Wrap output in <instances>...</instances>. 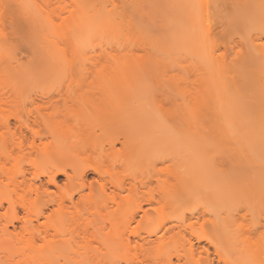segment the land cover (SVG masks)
I'll return each instance as SVG.
<instances>
[{
  "label": "rangeland",
  "instance_id": "obj_1",
  "mask_svg": "<svg viewBox=\"0 0 264 264\" xmlns=\"http://www.w3.org/2000/svg\"><path fill=\"white\" fill-rule=\"evenodd\" d=\"M248 2L250 0H0V89L6 86L0 91L14 95L34 94L42 89L57 97L60 90L65 93L66 85L71 82L99 85L122 81L124 76L135 73L129 71L134 69L131 64L148 62L145 70L141 68L143 75L137 74H141L142 80H139L147 89L149 99L142 96L143 99L139 97L135 102H141L144 109L153 110L156 105L150 99L157 92H165L171 114L169 123L172 124L167 143L169 202L162 215L153 214L151 219L126 225L123 221L103 220L98 215L84 213L80 221L68 219L60 226L58 235L53 236L58 217L47 216L56 206L50 204L44 208L45 214H39V207L45 204L44 198L21 183L23 174L29 183L45 184L54 195L75 192L78 206L85 207L87 201L78 193L81 180L71 181L60 174L57 184H53L47 176H37L36 173L48 166L46 160L13 148L5 122L9 119L13 124L14 116L22 113L26 116L29 110L36 109V104L6 98L0 104V251L4 247L3 239L9 236L13 249L23 253L24 264H132L136 257L147 255V252L167 259L174 252V245L186 246L188 240H192L196 245L208 247L214 253L211 256H215L217 248L221 255L236 258V264H264L260 205L264 178L260 130L264 102L260 93L262 67L249 53L250 40L253 44L260 42L261 33L253 29L261 28L262 14L253 12ZM234 4L240 7H232ZM168 15L172 20L160 29L158 23ZM229 15L239 23L230 27L225 41L219 39L225 35L221 18ZM204 18L211 21V42L204 39L200 51L213 53L216 40L220 52L224 53L216 52L214 56L215 70L222 67L223 78L219 80L215 70L210 71L214 94L244 88L250 100L251 122L257 124L254 128L253 124L251 131L221 132L214 118L205 122L209 126L207 129L198 128L186 114L189 95L196 91L206 92L204 84L209 80L203 82L206 78L197 65L198 59L181 49L180 38L176 36L184 27ZM8 20L12 25L18 23L19 28L9 26ZM12 29L17 34L15 37H12ZM17 32L25 33L27 42L16 44ZM241 33L248 37V42L242 39ZM165 35L171 36L168 42L163 40ZM191 35V39L195 37L188 34L187 38ZM13 43L20 49L15 46L17 51H14ZM234 45H243L239 54L233 52ZM23 84H29L30 89L10 88ZM69 103H61L54 113L58 109L56 115L88 114L92 118L94 114L103 116L114 111L112 102L105 103L103 111H91L85 104L70 106ZM102 126L105 131L110 127L100 121L97 124L99 132ZM107 133L101 138H107ZM120 150L121 144H116L114 154L118 155ZM85 155L89 157L90 152ZM143 168L144 165L139 164L137 172ZM94 177L95 174L88 173L86 183ZM147 190H139L132 208L144 199ZM67 204L71 205L69 201ZM29 206L36 207L29 210ZM137 219H141L140 216ZM6 226L11 233L5 237ZM161 226L163 231L159 230ZM45 231H48L49 240H80L88 236L92 237L91 243L87 247L78 244L76 252L50 255L40 248L45 244ZM193 232L197 233L195 239ZM201 235L209 239L199 242ZM96 237L99 240L95 241ZM143 237L152 239L150 246L146 244L149 247L144 244ZM141 244L147 249L146 253ZM3 251L0 258L8 255ZM7 258L0 259V264H10Z\"/></svg>",
  "mask_w": 264,
  "mask_h": 264
},
{
  "label": "bare ground",
  "instance_id": "obj_2",
  "mask_svg": "<svg viewBox=\"0 0 264 264\" xmlns=\"http://www.w3.org/2000/svg\"><path fill=\"white\" fill-rule=\"evenodd\" d=\"M248 4L252 6L253 12L262 14L260 0H250ZM225 18H221L223 24ZM171 20L170 15L165 16L158 23L159 28L163 29ZM8 23L10 26L9 20ZM15 23L13 25H17L18 27V23L16 25ZM190 26L184 27L176 37L180 38L181 49L187 55L198 59L197 65L203 70V75L206 78L203 82L209 81L204 84V86L206 85V92L196 91L187 98V116L190 120H194V124H192L198 128L207 129L209 126L205 122L214 118L218 121L217 127L221 132L251 131L249 129L253 124V128L257 124H252L251 122L249 111L250 100L245 94L244 88L236 87L232 91L216 92L214 94L213 83H211L212 80L210 81L211 78L209 76H211L210 71H214L216 68L215 54L208 53V51L203 53L200 51V45L203 40L206 39V36H211L210 19L195 20L193 25ZM253 30L260 32L261 36H264V31L261 28ZM17 33L20 34V32ZM15 34L13 31L12 37H15ZM188 34H194L195 37L191 39V35L189 36L190 38H187ZM170 39V35L163 37L164 42H168ZM14 40L16 42V39ZM214 43L216 48L221 49L219 45L217 46L216 40ZM16 44L20 45L18 42ZM16 44L13 47L17 46ZM14 51H17L16 47ZM249 53L252 60L262 67L261 61L264 59V48L261 47V40L254 44L250 40ZM219 56L216 57L219 58ZM147 63H139L138 65L141 67H138V71L135 68L138 65L131 64V66H134V69L130 68L129 71L130 73L132 71L135 73L132 72L133 74L131 73L132 76L130 77V74L124 76L122 81H112L99 85L88 82H71L66 85V90L63 91L65 93H62L60 90V93H57V97L53 93L52 95L46 92L49 90L42 91V89L34 94L24 92L21 94L15 93L14 95L0 91V104L6 98H12V101L18 102L19 100H29L30 103L36 104V109L33 108L34 112L32 110V112L28 111L30 116L26 110V116L28 117L22 113L21 115H17L19 117L14 116L16 120L13 124L9 119H6L5 122L8 127V133L11 136L13 148L27 155L44 157L46 160L48 166L39 173H36L37 176L45 175L48 177V181L53 184H57L56 178L60 174L65 175L71 181L74 178L81 180L78 193L80 198L86 199L87 206L85 207L78 206L79 204L75 201V192L67 195H54L49 192L45 184L38 185L34 181L29 183L25 174H23L24 178L21 180V183L27 184L29 191L44 198L45 204L39 207V214H45L44 208L49 207L50 204L56 206L47 216L57 215L58 217V226L55 229L53 228V236L58 235L60 226L68 219L70 221H80L84 213L93 216L98 215L103 220L114 219L116 221H123L126 225H131L135 221L141 223L144 219H151L153 214L162 215L164 209L167 207L169 202L167 184L170 172L167 143L170 136L169 132L171 133L172 130V124H170L171 122L169 123L171 116L168 107L169 99L165 92H162L163 94L161 92L155 93L154 97L150 99H153L154 106L156 105L153 110L144 109L140 106L141 102L140 104L139 101L138 104L135 102L138 100L137 98L142 96L149 99L147 89L141 83L142 81L140 82L142 80L140 76L141 74L143 75L142 69L144 68L145 70L147 68ZM219 67H217L218 69L214 73L216 78L218 77L217 74L219 75L218 79L220 80L223 68ZM137 72L141 74H137ZM229 76L231 78L234 77L232 75ZM29 86V84H23L10 86V88L30 89ZM4 88L6 86L0 90ZM225 89H227L226 86ZM107 102H112L114 111L108 112L103 116H96L94 114L91 118L88 114H77L74 116L64 113L63 115H56L59 113L57 111L61 103H69L70 106L85 104L91 111H103V106ZM56 108L58 109L54 113ZM190 120L189 122L191 123ZM100 121L108 123L110 127L105 131L104 126H102L101 132H99L97 124ZM212 127L215 128V126ZM110 128L111 131L107 133ZM104 133L108 134L107 138H101ZM116 144H121V150L118 155L114 154L113 151ZM88 151L90 152L89 157L85 155ZM161 153L162 155L159 156ZM139 164H143L144 168L140 172H137ZM88 173L95 174V177L92 181L86 183V175ZM127 176H129V179ZM142 188H148L144 192V199L139 201L135 208H132V203L136 201L137 193ZM85 190H88V192H85ZM67 201L71 205L67 204ZM35 207L29 206L28 208L31 210ZM137 216H140L141 219L138 220ZM10 233L11 231L6 226L4 229L5 237ZM45 233V244L40 248H44L50 255L63 254L64 251L65 254L71 252V250L76 252L75 248L78 244L87 247L91 243L90 238H92L85 236L81 237L82 239L80 240L76 238H69L63 241H60V239L49 240L47 239L48 231H45ZM41 235L42 232H39V236ZM7 238L8 240H6ZM200 239H198L199 242L201 241ZM31 240L33 241V239ZM94 240L97 241L99 238L96 237ZM143 240L145 245L148 244L150 246L152 239L143 237ZM75 243L76 246L74 245ZM3 244L4 247L5 245L10 247V250L7 247L5 249L3 247L2 249L5 250L3 252H7L6 254L9 255H6V257H8L7 260L8 262L10 261V264H24L25 258L23 253L19 252V249H13L12 247V238L7 236L3 239ZM144 244H141V247L143 245V251L145 249ZM148 245L146 247H149ZM173 248L174 252L167 259H162L157 254L152 255L150 252L148 254L147 249H145L147 255L142 254V256L136 257L132 264H195L197 260L201 259L207 261L208 264L237 263L236 258L221 255L217 248L215 256H211L212 252L208 247L200 244L196 245L192 240H188V245L186 246L174 245ZM96 249H99V247H96ZM201 249H207V251L202 252ZM6 257L0 259L4 261L3 259H6ZM174 258L177 261H174ZM2 261L0 260V262Z\"/></svg>",
  "mask_w": 264,
  "mask_h": 264
},
{
  "label": "snow or ice",
  "instance_id": "obj_3",
  "mask_svg": "<svg viewBox=\"0 0 264 264\" xmlns=\"http://www.w3.org/2000/svg\"><path fill=\"white\" fill-rule=\"evenodd\" d=\"M193 7H199V5H193ZM232 7L234 8H238L240 7L239 5L234 4ZM260 7H261V11H262V16H261V29L262 31H264V0H260ZM239 21L232 18L230 15L227 16L224 20V25L222 27V31H224L225 35L219 37V39H224L226 41L227 39V32L230 29L231 26L238 24ZM242 35V39L245 42H248V37L245 36L243 33H241ZM206 39L211 42V36H206ZM28 37L25 33L21 32L18 36V43H24L27 42ZM261 40V47L264 48V36H261L260 38ZM90 46V45H86L85 47ZM243 49V45L240 46H235L233 47V52L239 54ZM213 54H215L216 52H220V49L213 47L212 49ZM220 55H224L223 52H220ZM235 59V57H234ZM262 63V77H261V88H260V93H261V97H262V101H264V59H262L261 61ZM64 82H67L66 80ZM260 130H261V149H262V172H264V102H262L261 105V111H260ZM55 182V181H53ZM260 205H261V215H262V220H261V225L262 227H264V178H262V182H261V194H260ZM160 231H163V227L161 226V228L159 229ZM197 236L196 232H193V239H195V237ZM201 239H209V237L200 236ZM261 238L264 239V232L261 233ZM202 252L207 251V249H201ZM195 264H208L207 261L201 259V260H197L195 262Z\"/></svg>",
  "mask_w": 264,
  "mask_h": 264
}]
</instances>
